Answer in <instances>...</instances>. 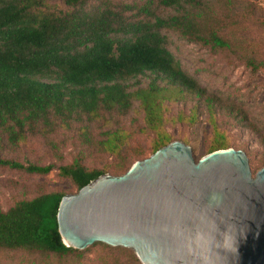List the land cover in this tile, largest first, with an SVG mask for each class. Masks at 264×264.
I'll return each instance as SVG.
<instances>
[{
  "label": "rangeland",
  "instance_id": "rangeland-1",
  "mask_svg": "<svg viewBox=\"0 0 264 264\" xmlns=\"http://www.w3.org/2000/svg\"><path fill=\"white\" fill-rule=\"evenodd\" d=\"M209 6L206 17H194L208 32L215 26L217 34L229 46L219 47L192 41L169 29L161 30L164 44L179 68L193 78L201 89L179 91L154 74L125 78L122 83L131 93L124 113L99 109L95 117H61L50 114L47 123L25 125L22 137L11 144L0 128V158L20 163L51 165L44 174L0 165V210L18 200L41 193L70 194L76 189L57 167L77 163L86 169L120 174L136 159L152 153L158 135L168 142L178 140L188 145L197 159L210 147H231L244 152L253 174L264 165V0H196ZM144 0H85L82 7H109L130 19L139 18L122 11L124 4H141ZM46 12H70L64 0H42ZM151 7L160 17L177 12L153 0ZM195 4L192 12H197ZM206 18V19H205ZM151 80L164 88L154 97L159 105V119L146 120L136 89L147 88ZM209 99V100H208ZM0 264H142L129 248L98 242L65 254L21 248H0Z\"/></svg>",
  "mask_w": 264,
  "mask_h": 264
},
{
  "label": "trees",
  "instance_id": "trees-1",
  "mask_svg": "<svg viewBox=\"0 0 264 264\" xmlns=\"http://www.w3.org/2000/svg\"><path fill=\"white\" fill-rule=\"evenodd\" d=\"M64 1L78 7L53 14L42 8V0H0V128L11 144L23 136L25 125L47 123L50 114L79 118L95 117L99 109L124 113L131 93L122 81L144 72L179 91H201L165 47L163 29L192 41L229 46L215 26L204 32V26L194 20L207 17L210 9L196 0H156L162 7L177 9L166 17L154 13L153 0L124 4L121 10L134 9L133 15H140L136 19L107 6L84 8L85 0ZM195 4L197 12H192ZM163 89L151 80L147 88L133 93L141 99L149 123L160 118L154 97ZM166 143L168 137L158 135L151 152ZM215 149L218 147L209 151ZM0 165L37 174L51 169L50 164H23L5 158H0ZM57 172L68 177L77 190L103 171L72 163L58 166ZM62 195L41 193L0 210V248L55 254L73 251L75 248L62 243L57 231L55 215Z\"/></svg>",
  "mask_w": 264,
  "mask_h": 264
},
{
  "label": "water",
  "instance_id": "water-1",
  "mask_svg": "<svg viewBox=\"0 0 264 264\" xmlns=\"http://www.w3.org/2000/svg\"><path fill=\"white\" fill-rule=\"evenodd\" d=\"M55 218L65 246H121L142 264H264V165L251 174L231 147L194 159L173 140L63 194ZM226 228L235 230L236 252L218 246Z\"/></svg>",
  "mask_w": 264,
  "mask_h": 264
},
{
  "label": "clouds",
  "instance_id": "clouds-1",
  "mask_svg": "<svg viewBox=\"0 0 264 264\" xmlns=\"http://www.w3.org/2000/svg\"><path fill=\"white\" fill-rule=\"evenodd\" d=\"M195 241L197 242H204L208 246V240L201 234L197 233L196 236L194 237ZM219 247H222L226 251L230 252H236L237 247H236V235H235V230L232 228L231 230L225 229L223 233V237L221 242L218 244ZM204 264H211V258L210 257H205L204 258Z\"/></svg>",
  "mask_w": 264,
  "mask_h": 264
}]
</instances>
